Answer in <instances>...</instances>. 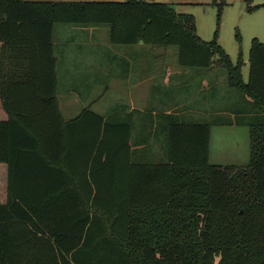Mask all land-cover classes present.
I'll return each mask as SVG.
<instances>
[{"label": "trees", "instance_id": "16d2710c", "mask_svg": "<svg viewBox=\"0 0 264 264\" xmlns=\"http://www.w3.org/2000/svg\"><path fill=\"white\" fill-rule=\"evenodd\" d=\"M170 6L0 0V264H264V124L238 169L210 165L209 123L165 116L158 160L136 149L139 113L126 106L60 112L57 25L108 26L117 46L177 47L182 68H222L264 111V43L251 42L245 83L242 53L233 64L218 30L204 41Z\"/></svg>", "mask_w": 264, "mask_h": 264}, {"label": "crops", "instance_id": "0c3cea01", "mask_svg": "<svg viewBox=\"0 0 264 264\" xmlns=\"http://www.w3.org/2000/svg\"><path fill=\"white\" fill-rule=\"evenodd\" d=\"M58 33L61 43L58 54L55 52L57 61H95L91 54L88 60L73 56L75 47L80 48L89 44L97 48L104 46L110 52L112 69L109 71L111 77L108 89L120 95L119 97L123 99L120 104L127 107V112L136 111L139 113V124L142 130L140 134L141 146L136 149L146 156L158 160L165 157L164 150L160 148L164 140V134H161V131L166 129L167 118L165 116L170 114L175 119L189 125L209 123L211 130L212 122L216 117L230 123V127L235 129H248L249 134L253 127L264 124V111H260L256 107L254 98L231 87L226 71L218 66L214 65L209 69H185L179 65L171 67L170 61H153L152 63L144 61L146 58L144 44L112 47L109 45L111 44L109 43V29L102 26L75 27L72 30V35H69L65 29L59 30ZM82 36L92 42L78 44L77 41ZM78 66L74 65L77 72L79 71ZM243 68H249L250 72L249 55L247 58H243L242 67L243 80L248 83L249 74L245 80ZM76 71L75 73H77ZM91 78L94 84V81L97 80L94 77ZM71 81H74L73 78ZM75 87L73 84V87H66L63 90L69 95L73 94V97L68 100L65 98L70 110L73 109L74 102L76 103L79 98ZM190 92H194L193 95H190ZM58 94L57 90V99ZM120 104H115L113 107L122 106ZM62 117L64 118L63 115ZM72 119L64 118L65 121ZM144 151L146 152L144 153ZM6 185L7 168L1 165L0 202L5 201Z\"/></svg>", "mask_w": 264, "mask_h": 264}, {"label": "rangeland", "instance_id": "374dc122", "mask_svg": "<svg viewBox=\"0 0 264 264\" xmlns=\"http://www.w3.org/2000/svg\"><path fill=\"white\" fill-rule=\"evenodd\" d=\"M33 1H82V2H125L126 0H33ZM149 1V0H146ZM155 2L166 3L175 6L176 11L181 14L192 15L195 18V26L198 36L204 41H211L218 30V43L230 56L233 64H236L240 53L247 58L254 38L264 42V0H155ZM108 26L98 25L97 27ZM75 27H86L78 25H57L54 29L53 44L56 54L59 52L61 41L59 30L65 29L69 35ZM92 27V26H90ZM237 35L239 38H237ZM82 36L77 43H91ZM103 42V41H102ZM110 43V42H109ZM114 47L117 45H111ZM84 45L75 47L73 56L80 59H90V54L95 61H57L58 76V100L61 113L65 119L76 117L84 108L105 115L114 110L115 104L122 103L123 99L108 88L110 86V52L104 47H93ZM144 61H170L171 67L179 65L178 48H152L144 46ZM79 65L76 71L74 65ZM92 67V68H90ZM179 67H181L179 65ZM75 71L77 73H75ZM224 72V71H223ZM245 80L249 74V68H243ZM225 73V72H224ZM223 73V74H224ZM94 77L97 81L92 82ZM73 78L74 81H71ZM71 81V82H70ZM79 94L73 109L67 107V100L73 94H67L66 87H73ZM94 89L92 90V87ZM194 93V92H193ZM193 93H189L193 95ZM91 94V97H89ZM78 97V96H77ZM67 100H66V99ZM122 105V104H120ZM111 111V112H112ZM231 125L215 126L211 130L210 139V165L223 167L245 168L250 162V134L248 129H235ZM165 134L163 139H165ZM164 157L161 160H165ZM242 213V210L240 211Z\"/></svg>", "mask_w": 264, "mask_h": 264}, {"label": "water", "instance_id": "95a60500", "mask_svg": "<svg viewBox=\"0 0 264 264\" xmlns=\"http://www.w3.org/2000/svg\"><path fill=\"white\" fill-rule=\"evenodd\" d=\"M172 9H175V6H170ZM141 44H143V42H140Z\"/></svg>", "mask_w": 264, "mask_h": 264}]
</instances>
